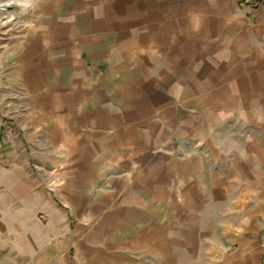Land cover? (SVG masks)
Segmentation results:
<instances>
[{"label": "crops", "instance_id": "1", "mask_svg": "<svg viewBox=\"0 0 264 264\" xmlns=\"http://www.w3.org/2000/svg\"><path fill=\"white\" fill-rule=\"evenodd\" d=\"M5 2L0 264H264V3Z\"/></svg>", "mask_w": 264, "mask_h": 264}, {"label": "rangeland", "instance_id": "2", "mask_svg": "<svg viewBox=\"0 0 264 264\" xmlns=\"http://www.w3.org/2000/svg\"><path fill=\"white\" fill-rule=\"evenodd\" d=\"M5 1L8 0H4V2ZM26 3H28V1L23 2V10H26ZM17 8L18 5L16 2L0 3V62L4 59L5 55L9 53L8 47H5L6 42L10 41V44H13L19 34L17 29ZM31 171L34 172V169Z\"/></svg>", "mask_w": 264, "mask_h": 264}, {"label": "built area", "instance_id": "3", "mask_svg": "<svg viewBox=\"0 0 264 264\" xmlns=\"http://www.w3.org/2000/svg\"><path fill=\"white\" fill-rule=\"evenodd\" d=\"M244 1L253 11H257L258 8L264 3V0H244Z\"/></svg>", "mask_w": 264, "mask_h": 264}]
</instances>
